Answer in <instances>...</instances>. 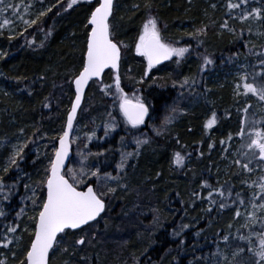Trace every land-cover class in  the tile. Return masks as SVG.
<instances>
[{
    "label": "trees",
    "instance_id": "obj_1",
    "mask_svg": "<svg viewBox=\"0 0 264 264\" xmlns=\"http://www.w3.org/2000/svg\"><path fill=\"white\" fill-rule=\"evenodd\" d=\"M58 1L42 22L11 40L0 39V166L4 157L15 159L0 179V208L18 210L7 215L11 231L33 227L43 202L48 168L43 174L41 169L63 130L71 82L83 65L85 23L97 4ZM250 1L264 14V0H118L117 9L115 0L109 27L121 49L120 66L117 74L107 70L102 81L89 84L75 122L81 135L71 141L75 167L64 172L78 188L92 185L105 208L96 221L59 235L49 264H206L216 245L210 243L217 240L213 234L224 238L230 227V201L264 202V174H258L259 196L243 188L252 169L244 165L247 159L234 161L222 180L213 173L220 145L242 130L219 71L234 55L247 53L255 62L264 58L251 21L241 18ZM257 21L263 31L264 18ZM148 27L177 48L152 69L136 51ZM28 49L32 55L24 52ZM123 100L147 106L142 125L126 122L119 108ZM103 122L114 127L110 136L91 140L98 128L97 137L104 135ZM141 129L153 140L130 145ZM17 136L25 139L12 158L7 153ZM207 200L213 205L204 209ZM32 235L23 234V249ZM5 242L0 234V264H25ZM244 253L242 261L254 263Z\"/></svg>",
    "mask_w": 264,
    "mask_h": 264
},
{
    "label": "rangeland",
    "instance_id": "obj_2",
    "mask_svg": "<svg viewBox=\"0 0 264 264\" xmlns=\"http://www.w3.org/2000/svg\"><path fill=\"white\" fill-rule=\"evenodd\" d=\"M229 2L235 3L236 0H229ZM75 3L76 0H69L68 6ZM226 3L227 2L221 6L222 9H224ZM57 5H59L58 0H0V39L6 38L11 40L23 31H26V29L32 28L36 21L42 22L48 12ZM118 6L120 7V2L117 0L115 8L117 9ZM250 7H246L241 18L245 19L246 16V18L251 21L248 23V26L253 32V41L259 40L262 49H264V29L263 31L261 30V22L257 21V19L264 18V14H262L263 10L259 8V5H255L253 1H250ZM85 24L88 26L87 21ZM151 34L159 36L154 27H148L145 30L141 42L136 45L137 52L142 53L141 43L145 37ZM33 36L34 35L31 37L33 38ZM159 40L163 45L172 50L174 55L177 53V48L172 42H165L160 38ZM2 46V42L0 41V52H3V49H1ZM24 52L32 55V50L30 49ZM26 56L29 57L28 55ZM219 74H223L222 76L226 77L225 81L230 86V100L234 102L229 109L234 110L237 116V122L241 123L240 128H242V130L233 141L232 139H227L220 145V150L217 154L218 161L213 173L217 175V179L221 178L222 180L230 173L234 161L241 158L247 159L244 165L246 167H252V169L247 171V183L243 188H248L249 194L255 198L259 196L263 190L262 179L258 174H264V162L259 159V155H264V58L260 62H255L247 56V53H244L242 57L234 55V57L230 59L227 68H221ZM208 110L209 109H207V111ZM147 124L153 125V119L147 122ZM205 125H211L210 121L205 119ZM98 126L99 124H97V127ZM76 127L77 126L74 125L73 137L71 138L73 142L75 141V134L76 137L81 135L75 133ZM101 128H103L102 132L104 135L101 134V136L97 137L98 129H100L98 128L95 130V133L90 136L91 140L100 139L103 136L106 138L110 136V131L114 129V127L108 125L107 122H103ZM207 130L208 129H206V131ZM24 139L25 137L23 136H17L9 146L7 154L12 156V158L18 156L22 150L21 146ZM132 140L130 145H133L135 141L149 142L152 141L153 138L146 135L145 129H141L138 138L133 136ZM48 153V151H45V155H49ZM32 155L33 158H36L35 152L32 153ZM45 155H43V157H45ZM49 158L51 157L46 156L44 158L46 162L44 161L43 163L41 174L45 173L46 168H48L47 164ZM14 161V158H3V164L0 166V179L3 173L7 171L8 165L12 164ZM75 162L76 159L68 164L69 166L67 167H69V170L75 167ZM73 176H75V174H73ZM75 177L77 180L80 179L78 175ZM227 196V198L230 199V194ZM212 205L213 201L207 200L203 207L204 209H209ZM228 206L233 207V209L231 210L229 219L230 227L227 228L226 236L224 237L226 239L221 235L217 238L213 234L217 240L210 243H215L216 245L210 260H208L206 264H246L242 261L244 260V252L250 257L249 260L254 262L252 264H264V202L257 203L254 199H238L236 204L230 201ZM13 207L14 206H10V208L6 210L0 208V218L3 219L0 222V229L2 228L0 234L7 237V242L5 243L8 251L12 252L14 255L22 254V256L25 257L27 250H25V248L23 249V234L33 233L34 225L30 227L26 224L22 226L19 231H11L9 227L11 219H8L7 215L13 210H17L13 209ZM22 207V205H20V208L18 207L21 213ZM39 208L36 211V215ZM202 231L203 230H200V232ZM205 238H207V236H205ZM2 254L4 255L5 253L2 252Z\"/></svg>",
    "mask_w": 264,
    "mask_h": 264
},
{
    "label": "water",
    "instance_id": "obj_3",
    "mask_svg": "<svg viewBox=\"0 0 264 264\" xmlns=\"http://www.w3.org/2000/svg\"><path fill=\"white\" fill-rule=\"evenodd\" d=\"M91 2L94 0H85ZM114 0H98L87 23V35L83 66L72 80L73 98L66 114L61 136L49 166L44 189L45 196L37 214L34 232L25 254L26 264H48V255L58 235L65 230H77L98 219L104 211V202L89 185L77 189L62 172L71 158L70 138L85 92L91 81H101L106 70L118 71L121 50L109 34L108 20ZM149 68L166 62L171 52L157 36L147 37L142 44ZM121 111L132 124H140L147 115L144 105L128 100L120 104ZM264 160V156H261Z\"/></svg>",
    "mask_w": 264,
    "mask_h": 264
}]
</instances>
